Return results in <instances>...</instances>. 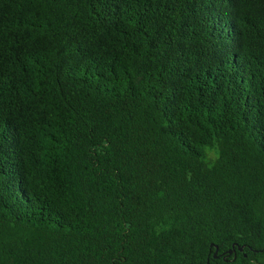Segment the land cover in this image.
<instances>
[{"label":"trees","instance_id":"16d2710c","mask_svg":"<svg viewBox=\"0 0 264 264\" xmlns=\"http://www.w3.org/2000/svg\"><path fill=\"white\" fill-rule=\"evenodd\" d=\"M208 262L264 264V0H0V264Z\"/></svg>","mask_w":264,"mask_h":264},{"label":"water","instance_id":"95a60500","mask_svg":"<svg viewBox=\"0 0 264 264\" xmlns=\"http://www.w3.org/2000/svg\"><path fill=\"white\" fill-rule=\"evenodd\" d=\"M239 250L242 251L243 248H239ZM232 253H233V251H229V254H232ZM217 257H218V249L216 250V252L214 254V258H217ZM207 264H209V262Z\"/></svg>","mask_w":264,"mask_h":264},{"label":"rangeland","instance_id":"374dc122","mask_svg":"<svg viewBox=\"0 0 264 264\" xmlns=\"http://www.w3.org/2000/svg\"><path fill=\"white\" fill-rule=\"evenodd\" d=\"M212 155V154H211ZM213 156V155H212Z\"/></svg>","mask_w":264,"mask_h":264}]
</instances>
